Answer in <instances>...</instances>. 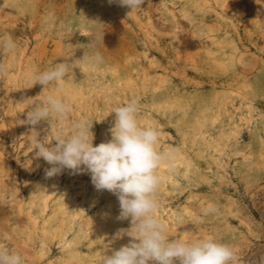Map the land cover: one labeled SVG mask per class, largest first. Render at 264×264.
I'll list each match as a JSON object with an SVG mask.
<instances>
[{"label": "rangeland", "instance_id": "374dc122", "mask_svg": "<svg viewBox=\"0 0 264 264\" xmlns=\"http://www.w3.org/2000/svg\"><path fill=\"white\" fill-rule=\"evenodd\" d=\"M0 0V248L22 264H102L132 241L117 197L87 172L45 178L34 141L93 122L111 139V109L139 102L138 122L161 132L157 217L169 239L213 238L237 264H264V0ZM103 34V42L97 41ZM100 53L103 62L90 63ZM69 63L65 83L34 75ZM53 94L68 118L21 124L26 99ZM36 133H35V132ZM214 205L218 211L203 215ZM119 233V235H118ZM154 264V262H149ZM175 264H179L178 261Z\"/></svg>", "mask_w": 264, "mask_h": 264}, {"label": "clouds", "instance_id": "9594fccd", "mask_svg": "<svg viewBox=\"0 0 264 264\" xmlns=\"http://www.w3.org/2000/svg\"><path fill=\"white\" fill-rule=\"evenodd\" d=\"M132 11H142L145 0H108ZM97 41L103 42V34H97ZM6 52L14 51L15 42L8 38L0 44ZM90 63L100 64L103 57L95 53L89 57ZM73 68L69 63H58L54 67L34 75L32 86L40 84L45 88L52 84L65 83V76ZM5 66L0 65V74ZM30 110L21 124L32 126L41 121H51L53 117L63 121L68 118L71 106L57 95L50 94L43 100L26 99ZM139 102L130 100L126 105L111 109L115 113V123L110 129L111 139L93 146L92 123L77 121L72 125V133L67 137L57 134L50 143L34 141L36 156L51 167L44 171L45 178L61 174L64 169L72 174L87 172L91 183L98 192L107 190L114 194L120 206L117 219H131V228L121 229L132 237V241L121 246L111 255L104 256L102 264H237V256L231 246L213 238L186 242L169 239L165 228L157 217L160 207L157 191L161 183L158 174L161 165L171 158V152L159 151L157 145L161 132L154 126L142 127L138 122ZM35 132V131H34ZM36 133V132H35ZM214 205L204 209L203 215L217 212ZM119 235V233H118ZM0 264H22L18 253L0 248Z\"/></svg>", "mask_w": 264, "mask_h": 264}]
</instances>
